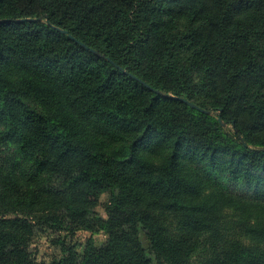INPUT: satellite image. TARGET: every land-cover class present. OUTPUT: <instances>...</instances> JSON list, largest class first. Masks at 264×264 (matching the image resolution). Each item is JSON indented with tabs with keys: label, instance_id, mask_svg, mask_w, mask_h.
<instances>
[{
	"label": "trees",
	"instance_id": "obj_1",
	"mask_svg": "<svg viewBox=\"0 0 264 264\" xmlns=\"http://www.w3.org/2000/svg\"><path fill=\"white\" fill-rule=\"evenodd\" d=\"M2 147L0 264H264V0H0Z\"/></svg>",
	"mask_w": 264,
	"mask_h": 264
},
{
	"label": "rangeland",
	"instance_id": "obj_2",
	"mask_svg": "<svg viewBox=\"0 0 264 264\" xmlns=\"http://www.w3.org/2000/svg\"><path fill=\"white\" fill-rule=\"evenodd\" d=\"M173 24H177V20H174ZM32 107L35 108L34 105H32ZM160 154L164 155V151H161ZM15 157L16 156L11 149L5 147H2L0 149V159H14ZM24 166L28 171H31L28 165ZM194 166L204 177L210 180V184H212L213 187L221 189L228 194H232L233 196L251 198V192L246 191L241 184L222 179L216 180L209 172V168L207 166L202 164H195ZM209 191L212 192L214 191V189L209 188ZM108 198L109 197L107 194L100 197L99 206H97L93 210L91 217L102 219L105 218L102 207L106 203ZM89 237V233L83 231L76 232L72 236H70L65 233H52L49 230L43 228H36L28 250L32 257L35 258L38 262L47 264L52 259H57L61 256L60 248L58 245L53 244L54 242L61 240L67 246H74L76 251L80 253L82 251L83 245L86 243ZM105 239V236L100 233L93 236V242L96 246L103 244L105 242Z\"/></svg>",
	"mask_w": 264,
	"mask_h": 264
},
{
	"label": "water",
	"instance_id": "obj_3",
	"mask_svg": "<svg viewBox=\"0 0 264 264\" xmlns=\"http://www.w3.org/2000/svg\"><path fill=\"white\" fill-rule=\"evenodd\" d=\"M191 108H194V109H196V110H200L197 106H195V105H193V104H191V103H188V102H186ZM200 111H202V110H200ZM202 112H204V113H207L206 111H202Z\"/></svg>",
	"mask_w": 264,
	"mask_h": 264
}]
</instances>
